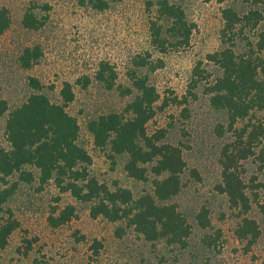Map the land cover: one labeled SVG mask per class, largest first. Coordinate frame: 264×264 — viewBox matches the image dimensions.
I'll list each match as a JSON object with an SVG mask.
<instances>
[{
	"label": "rangeland",
	"instance_id": "1",
	"mask_svg": "<svg viewBox=\"0 0 264 264\" xmlns=\"http://www.w3.org/2000/svg\"><path fill=\"white\" fill-rule=\"evenodd\" d=\"M181 5L195 31L189 46L169 48L159 52L151 43L150 22L157 19L156 0H122L113 3L107 11L100 12L90 6H81L78 0H0V8L8 9L11 27L0 35V89L11 108H15L36 93L29 79L36 77L45 85L42 93L53 103H60L64 82L73 84L75 100L69 112L75 116L81 131L78 143L92 156L89 170L92 176L107 183L112 189L123 187L139 196L152 191V180L139 182L128 176L124 167L126 156L110 157V147L99 149L88 130V123L101 115L121 113L133 96L124 97L116 90H108L96 80L101 62L107 61L118 75V83L132 86L129 73L134 69L133 60L142 55L154 64L163 61L155 71L149 67L138 69L139 75H147L149 83L160 94L157 115L148 125L152 135L165 130L166 143L180 145L188 169L183 175L184 187L171 203L178 205L192 226L189 246L182 249L158 242L155 246L146 242L132 229H126L123 237L116 234L123 223H111L103 218L90 216V205L76 201L69 193L49 182L41 187L38 182L19 186L9 201L0 209V225L9 217L10 210L20 222L5 247H0V264H93V243L102 242L99 257L94 264H264V215L254 204L249 217L258 221L263 238L251 253L245 252V243L235 236L240 221L237 211L230 209L228 198L218 190L222 182L221 151L232 142V132L221 134L218 126L228 128L225 111L211 105L208 87L222 72L207 56L223 48L221 11L233 7L247 11L243 4L225 0H172ZM152 3V4H150ZM45 6H50L47 9ZM28 9L39 17L47 18L45 26L32 31L22 25ZM164 27L167 21L161 22ZM40 46L43 57L27 70L20 66L19 57L25 47ZM239 51L243 45L239 43ZM148 53L151 55L149 58ZM162 64V63H161ZM197 66L204 70V78L193 73ZM89 77L91 84L78 83ZM264 122V111L256 114ZM6 116L0 118V141L10 148L6 136ZM245 121H240L238 127ZM247 184L252 180L259 186L250 187L249 193L258 194L264 202V162L251 158L243 162ZM196 170L199 179L192 175ZM18 176L10 179L11 183ZM60 198V200L58 199ZM67 204L77 207V217L69 223L53 228L49 216ZM209 210L211 227L202 229L197 216L202 208ZM221 231L220 249H208L202 239L207 234ZM84 237V240H80Z\"/></svg>",
	"mask_w": 264,
	"mask_h": 264
},
{
	"label": "trees",
	"instance_id": "2",
	"mask_svg": "<svg viewBox=\"0 0 264 264\" xmlns=\"http://www.w3.org/2000/svg\"><path fill=\"white\" fill-rule=\"evenodd\" d=\"M122 0H78L81 6H90L104 12L111 5ZM211 2L213 0H203ZM223 3L225 0H215ZM243 4L247 11L239 12L233 7L221 11L223 28L221 41L223 48L211 53L207 58L222 72L208 87L211 105L228 116V128L220 124L218 129L233 133V140L221 151L222 182L218 186L220 193L228 198L230 209L237 211L240 221L235 230L236 238L245 243V252L251 253L263 238L258 221L249 217L254 204L264 215V202L258 194L249 193L250 187L259 185L252 180L246 183L243 162L258 158L264 162V122L257 120L256 114L264 111V0H231ZM152 4V3H150ZM157 19L150 22L151 43L161 53L169 48H181L191 44L195 24L189 22L181 5L172 0H156ZM50 9V6H45ZM167 21L164 27L162 21ZM47 22L33 9H28L22 25L25 29L38 31ZM12 19L8 9L0 8V35L11 27ZM241 43L243 49L239 51ZM148 57L151 55L148 53ZM43 57L40 46L25 47L19 57L24 69H31ZM136 55L134 69L129 73L132 86L118 83L115 66L107 61L101 62L96 80L106 89L116 90L120 95L133 96L121 113L112 112L99 116L88 123V130L99 149L110 147V157L126 156L125 171L128 176L139 182L152 180V191L136 196L132 190L123 187L112 189L90 173L93 163L91 154L78 143L81 127L78 119L68 108L75 100L73 84L64 82L60 92L61 102L53 103L42 93L45 85L36 77L29 79V85L36 93L23 104L11 108L1 95L0 118L6 120V136L10 148L6 149L0 141V209L9 201L19 183L38 182L41 187L49 182L60 189L61 194L69 193L76 201L90 205L93 219L103 218L111 223H123L116 231L123 237L126 229H132L146 242L155 246L165 242L168 246L186 249L192 235V226L178 205L171 203L184 187L183 175L188 169L180 145L166 143L165 130L154 134L148 131V125L157 115V103L160 94L149 83L147 75H139L138 69L149 67L155 71L163 66ZM162 63V64H161ZM204 77V70L197 66L193 73ZM83 87L91 84L87 76L78 81ZM240 121L244 125L238 127ZM192 175L199 179L194 169ZM18 176L11 183L10 179ZM60 200V198H58ZM7 217L0 225V247H5L12 234L20 228V222L8 210ZM210 212L203 207L197 216L202 229L211 227ZM77 217V207L67 204L55 209L49 216V225L57 228ZM221 231L207 234L202 242L208 249H220ZM84 240V237L80 239ZM264 246V240H263ZM102 242L96 240L92 249L97 261ZM205 264H209V261Z\"/></svg>",
	"mask_w": 264,
	"mask_h": 264
}]
</instances>
